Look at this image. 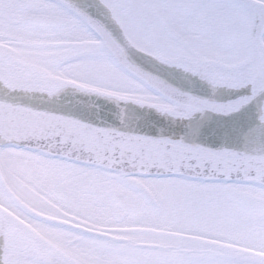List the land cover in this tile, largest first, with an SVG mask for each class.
Returning <instances> with one entry per match:
<instances>
[{"label":"snow or ice","instance_id":"6c2138e0","mask_svg":"<svg viewBox=\"0 0 264 264\" xmlns=\"http://www.w3.org/2000/svg\"><path fill=\"white\" fill-rule=\"evenodd\" d=\"M0 264H264V0H0Z\"/></svg>","mask_w":264,"mask_h":264}]
</instances>
